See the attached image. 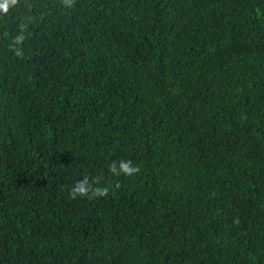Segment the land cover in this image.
Segmentation results:
<instances>
[{"label": "trees", "instance_id": "1", "mask_svg": "<svg viewBox=\"0 0 264 264\" xmlns=\"http://www.w3.org/2000/svg\"><path fill=\"white\" fill-rule=\"evenodd\" d=\"M0 264H264V0L0 12Z\"/></svg>", "mask_w": 264, "mask_h": 264}, {"label": "clouds", "instance_id": "2", "mask_svg": "<svg viewBox=\"0 0 264 264\" xmlns=\"http://www.w3.org/2000/svg\"><path fill=\"white\" fill-rule=\"evenodd\" d=\"M17 3L18 0H0V12L7 13L9 6ZM73 3L74 0H61V4L64 7H71ZM18 27L20 29V34L13 38L12 43L9 45V49L16 57H22L23 52L20 45H22L25 39L24 32L27 29V24L21 23ZM109 171L116 176L123 175L125 177H131L139 173V168L134 165L131 160H120L118 162H112L109 165ZM108 194V187L99 186V177L90 178L87 175L77 180L69 189L70 199L86 198L88 200H93L106 197Z\"/></svg>", "mask_w": 264, "mask_h": 264}]
</instances>
